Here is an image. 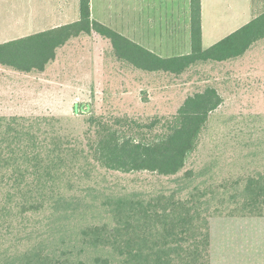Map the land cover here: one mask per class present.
<instances>
[{"label": "trees", "instance_id": "trees-1", "mask_svg": "<svg viewBox=\"0 0 264 264\" xmlns=\"http://www.w3.org/2000/svg\"><path fill=\"white\" fill-rule=\"evenodd\" d=\"M190 33L189 53L161 56L79 0L77 20L0 43V64L44 71L71 39L98 34L136 69L180 75L243 56L264 39V11L204 48L202 1L191 0ZM223 102L208 86L171 118L91 115L82 136L62 132L56 117L0 116V264H214L220 237L264 253V139L253 133L262 118H244L225 149L217 143L207 162L184 171ZM100 169L151 172L175 186L113 191Z\"/></svg>", "mask_w": 264, "mask_h": 264}, {"label": "rangeland", "instance_id": "rangeland-1", "mask_svg": "<svg viewBox=\"0 0 264 264\" xmlns=\"http://www.w3.org/2000/svg\"><path fill=\"white\" fill-rule=\"evenodd\" d=\"M75 2L68 0L64 17L53 22L57 0H0V43L77 20L79 1L76 16ZM257 2L253 0L255 5ZM250 3L249 0H205L204 48L212 45L213 40L207 37L209 30L215 32L217 39H222L247 22ZM91 6L95 20L127 36V0H91ZM257 9L252 8L253 14ZM208 86L216 87L224 102L213 113L200 148L190 157L185 171L207 162L217 143L222 142L221 147L225 149L223 143L236 129L245 127L244 118L255 115L262 118L259 125L263 129L253 133L254 138L264 139V39L239 58L200 62L176 75L136 69L116 58L110 40L98 34H82L64 45L44 71L26 73L0 64V116L56 117L62 132L82 136L91 115L103 116L112 122L116 118L139 121L171 118L187 96ZM233 151L229 147L227 156ZM100 174L99 179L105 180L102 184L113 191L175 186L173 177L151 172L100 169ZM213 254L214 264H223V261L264 264V253H251L236 244H224L222 237L215 239Z\"/></svg>", "mask_w": 264, "mask_h": 264}, {"label": "crops", "instance_id": "crops-1", "mask_svg": "<svg viewBox=\"0 0 264 264\" xmlns=\"http://www.w3.org/2000/svg\"><path fill=\"white\" fill-rule=\"evenodd\" d=\"M57 1L59 3L55 4V8H57V10L53 14L54 15V18H52L53 22L57 21V19H62L64 17V14H66L65 10L67 9L68 6L67 5L68 0H57ZM78 1L79 0H77V3ZM201 1H202V32H203V40H204L205 30H204V21H203V6L205 0H201ZM249 1H251L250 3L251 9H250L249 20L247 22H249L258 14L264 11V0H258L259 2L256 3L257 5L253 3V0H249ZM77 3L75 4V8H74L75 16L77 15ZM190 4H191V0H127V8H128L127 37L142 44L146 48L150 49L151 51L161 56L169 57V56L189 53L191 51L190 8H189ZM254 6L258 8L255 14H253V10H252ZM153 9H155V11H153ZM133 16L135 20L133 19ZM247 22H245L244 24H246ZM65 23H67V21H64V23L62 24ZM62 24L59 23L58 25L51 26L50 28L57 27ZM208 33L209 34L207 37L209 41L213 40L211 43L212 45L217 41L221 40V39H217L218 37H215L216 36L215 32L212 29L209 30ZM25 35H21L20 37ZM61 48H59L57 51V57H58V52L60 51Z\"/></svg>", "mask_w": 264, "mask_h": 264}]
</instances>
